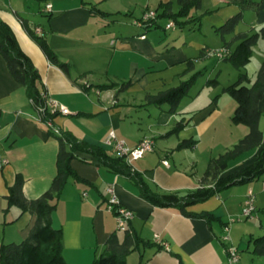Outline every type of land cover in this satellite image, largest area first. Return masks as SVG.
Wrapping results in <instances>:
<instances>
[{
    "label": "crops",
    "instance_id": "0c3cea01",
    "mask_svg": "<svg viewBox=\"0 0 264 264\" xmlns=\"http://www.w3.org/2000/svg\"><path fill=\"white\" fill-rule=\"evenodd\" d=\"M178 1L0 0V22L10 27L20 49L32 61L43 90L69 111V115L57 114L53 119L59 131L100 146L112 157H115L112 144L106 143L110 132L131 148L144 139H151L153 151L133 161L132 168L153 191L182 195L200 187L204 170H197L198 162L207 165L210 158L235 145L247 133V128L232 124L236 103L222 93L223 88L202 85L195 91L190 89L174 113L169 112L168 104L146 103V96L174 88L196 73H207L208 58L203 56V49L222 47L214 29L239 12L227 0H201L200 8L191 10L189 21L174 30H164L168 19H158L159 27L150 29L134 25L146 11L158 14L160 7L168 3L176 13ZM47 4L51 5V11L42 12ZM249 12L251 17L245 28L238 25L226 40L251 29L264 30V3L257 13ZM206 20L210 23L203 28ZM191 24L196 25L198 35L182 32ZM25 25L31 31L41 30L39 35L33 34L43 38L57 59L69 66L68 75L49 62ZM210 35L216 36L212 45L208 40ZM260 41L264 42L260 39L255 47ZM233 48L231 45L230 50ZM263 58L264 43L261 45ZM216 66L207 77L217 70L216 76H220L221 69ZM256 73L248 76V85L254 82ZM107 84L116 87L103 91L95 88ZM123 84L128 86L120 91ZM258 107L263 114L264 94ZM180 122L181 129L172 133ZM261 122L262 116L259 129L264 132ZM189 140L195 141L193 147L177 149L181 142ZM204 142L207 150L200 154L198 150ZM214 150L217 152L213 153ZM57 152L58 140L37 120L25 89L11 77L0 56V244L20 243L35 221L33 215L21 213L17 207L8 208V188L21 175L23 196L27 200L40 197L56 174ZM258 152L241 156L223 176L251 164ZM2 160L7 163L1 165ZM163 161L168 165L164 166ZM71 167L87 183L69 179L52 215L53 228L62 231L63 257L67 264H91L104 252L112 234L123 236L116 229L114 214L107 208L109 186L113 187L119 203L133 213L129 224L131 233L150 244L140 245L129 254L127 264H229L226 251L229 245L239 251L236 264L245 261L264 264L251 257L249 241L259 236L254 237L250 229L238 239L230 238L229 244L221 241L223 225L240 215L249 192L258 199L259 216V206L264 204L261 185L264 179L261 183L227 189L186 209L191 214L208 213L220 220L208 223L204 218L185 217L176 209L152 206L128 178L111 173L90 155L80 154L71 162ZM258 221L257 235L261 236L264 226L260 218ZM243 251L248 255H242Z\"/></svg>",
    "mask_w": 264,
    "mask_h": 264
},
{
    "label": "trees",
    "instance_id": "16d2710c",
    "mask_svg": "<svg viewBox=\"0 0 264 264\" xmlns=\"http://www.w3.org/2000/svg\"><path fill=\"white\" fill-rule=\"evenodd\" d=\"M200 3L201 0H179V9L176 13L172 12L171 4L168 3L160 7V12L156 14V17L157 19L173 20L177 26L182 27L189 21L187 18L191 10L199 9ZM227 3L237 6L239 12L216 27L214 32L221 39L222 47L229 51V55L223 61L236 69L239 75L236 82L222 89V93L227 94L236 103V108L231 116L232 124L247 128V133L230 149L208 160L200 187L181 195L157 193L122 158L110 156L100 146L79 141L69 132L59 131L58 134H55L47 128L49 134L58 140L55 162L56 174L49 189L35 200H27L23 196L24 179L21 175H17L13 185L8 188L6 196L8 208L17 207L21 213L33 215L35 221L28 236L20 243L0 244V264H67L63 257L62 231L53 228L52 215L69 179L87 183L71 167V162L78 159L80 154L90 155L111 173L128 178L138 188L141 196L152 206L176 209L185 217L204 218L208 223L220 220L208 213L191 214L186 209L205 202L227 189L252 183L264 175V132L259 129L262 113L258 107L264 94V58L251 85H248V76L240 72L249 64L253 48L258 41L260 39L264 41V30L254 31L251 29L246 33L233 35L230 41L226 40V37L232 35L235 28L243 21L244 13L247 11L257 13L264 0H227ZM185 19L187 20L185 21ZM155 26L158 25L155 24ZM25 30L39 45L49 62L68 75L69 66L57 59L48 48L46 41L36 36L37 34L34 35V31H31L26 25ZM231 45H234V48L230 50ZM0 56L3 58L11 77L25 89L26 96L36 111L38 107L43 105V100L40 97L43 90L40 85V76L30 58L20 49L10 27L3 22H0ZM190 68L188 72L191 71ZM200 75L201 73H196L174 88L156 95L146 96V103L155 106L168 104L169 112L174 113ZM127 86L128 84H123L120 91ZM205 86L216 88L218 81L216 78L208 80ZM115 87V84H107L95 88L103 91ZM83 89L87 90L85 87ZM56 116L57 114H46L42 117V122L45 124L46 120L54 119ZM182 125L180 122L172 130V133L180 130ZM194 144L195 141L193 140L183 141L177 146V149L191 148ZM255 150H259V152L251 164L223 176L229 170L231 163L244 154ZM249 243L252 245L251 254L264 258V234L251 239ZM140 245L149 246L150 244L131 233L130 229L123 232L121 238L112 234L107 240L104 252L95 258L91 264H127V256Z\"/></svg>",
    "mask_w": 264,
    "mask_h": 264
},
{
    "label": "built area",
    "instance_id": "2783aa9c",
    "mask_svg": "<svg viewBox=\"0 0 264 264\" xmlns=\"http://www.w3.org/2000/svg\"><path fill=\"white\" fill-rule=\"evenodd\" d=\"M51 5H45L42 12H50ZM156 12L153 10L146 11L142 17L141 22H134V25L143 28V29H150L157 24V17ZM177 25L173 20H167L164 24L163 28L166 31L176 29ZM38 33H41V30L36 28ZM141 39H144L145 36H141ZM204 57H211L216 58L218 60H223L225 57L229 55V51L223 47L219 49H208L204 48L202 51ZM40 97L43 100V105L38 107L36 110L37 113V120H42L46 114L54 115L60 114L63 116L69 115V111L66 107L58 103L57 101L52 100L46 91L42 90L40 93ZM49 121V130L51 131H59L53 125V119H48ZM108 145L112 144L115 157L122 158L125 163L131 166L133 161L139 160L144 157L145 154L150 153L153 151L154 143L151 139H144L142 140L136 147L131 148L126 145L123 140H117L113 132H110L108 135V139L106 141ZM6 160L1 161V165L6 164ZM162 164L164 166L168 165L167 161H163ZM132 167V166H131ZM262 188L264 189V181L261 183ZM106 193L108 195L107 201V208L110 212H112L115 216L116 221V229L120 232H125L129 230V224L133 219V213L127 209L126 207L122 206L119 201L117 200L113 187L109 186L106 189ZM257 219V210L255 204V196L252 192H249L243 202V206L241 209L240 215L237 216L236 219H231V222L240 221V220H255ZM223 236L221 237V241L226 245L230 242L229 237V228L228 225L223 227ZM165 247L166 244H163ZM227 255H228V263L229 264H236L239 262V251L236 247L229 245L226 248Z\"/></svg>",
    "mask_w": 264,
    "mask_h": 264
},
{
    "label": "rangeland",
    "instance_id": "374dc122",
    "mask_svg": "<svg viewBox=\"0 0 264 264\" xmlns=\"http://www.w3.org/2000/svg\"><path fill=\"white\" fill-rule=\"evenodd\" d=\"M250 17H251L250 12L249 11L245 12V14H244V18H245L244 22L242 21L239 24L240 25L239 27H244L245 28L246 23H248L250 21ZM208 23H210L209 20H206L205 22H203V28L208 27V25H209ZM195 26L196 25L191 24V26H189V27L187 26L184 29H182V32L184 34L185 33H194L195 35H198L197 27H195ZM177 31L180 32L179 28H178ZM214 37H216V36H214V35H210L209 36V39H208L210 41L209 44H211V45L213 44L214 39H215ZM263 43H262V41H260L258 46L255 47V49L253 48L254 49V56L250 60L249 64H247L243 69H241V71H240L241 73H245L246 75L248 74L247 76H252L255 72H258V70L260 68V65H261V63L263 61V59L261 60V45ZM225 63L226 62L221 61V60L218 61L216 58H208V59H206V65L208 66L207 73H203L202 75H200V76H198L196 78L193 86L191 87L192 91L193 90L195 91L199 87H201L202 85H205L207 79L212 80V79L216 78L217 81L219 82L218 86H217L218 88H225V87L233 84L234 82H236V80L238 78V75H239L238 71L236 69H234L230 64H228V63L225 64ZM215 66L219 67L221 69L220 76L219 77L216 76L217 73H218V70H217L216 73L212 74L210 77H207L208 74H209L210 69H212ZM237 73H238V75H237ZM239 127H243V126H239ZM261 127L264 128V113L262 114ZM205 144H206V142H204V145H201L199 147L198 152H200V154L203 153L204 150H207V145H205ZM221 146H223V145H221ZM217 150H214L213 153L217 152ZM205 166L206 165H205L204 162L199 161L198 164H197V170H205V168H206ZM263 179H264V175L261 176L258 180H255L254 182L255 183H261V181ZM256 198L257 197H255V204H256V200L258 201V199H256ZM259 207H260V209H259L260 214L258 216V213H257V219H255V220H240V221H234V222H231V220L228 221L230 238H232L234 236V237H236V239H238L239 235H242V234L246 233L245 230H249V229H250V231L254 232L253 233L254 237L260 236V235H257V234H259L257 227L260 225V222L258 221L259 218H260L261 223L264 226V204L259 206ZM236 218L237 217H234V219H236ZM236 239L234 241L235 245L238 244V241H236ZM251 249H252V245H250V247H249V250H251ZM241 254L244 255V256L248 255L244 251ZM251 257H253L255 259V261H257V262H259V260L264 262V258H261V257H258V256H254V255L251 256ZM245 259H249V258L244 257V260ZM242 264H247V262L246 261L242 262Z\"/></svg>",
    "mask_w": 264,
    "mask_h": 264
},
{
    "label": "bare ground",
    "instance_id": "6f19581e",
    "mask_svg": "<svg viewBox=\"0 0 264 264\" xmlns=\"http://www.w3.org/2000/svg\"><path fill=\"white\" fill-rule=\"evenodd\" d=\"M135 22H141V18H140L139 20H136ZM33 31H34V33L37 34V35L40 34V33H38V32L36 31V29H34ZM207 58H211V57H207ZM39 121H40L41 123H43L42 120H39ZM46 121H47V122H45V124H44V123H43V124L45 125L46 128L49 129V121H48V120H46ZM53 132H54L55 134H58V133H59V131H53Z\"/></svg>",
    "mask_w": 264,
    "mask_h": 264
}]
</instances>
